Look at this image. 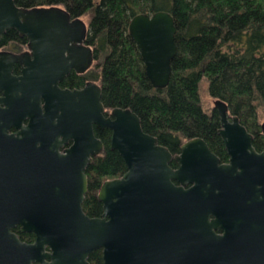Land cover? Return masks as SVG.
Returning <instances> with one entry per match:
<instances>
[{
	"label": "water",
	"instance_id": "1",
	"mask_svg": "<svg viewBox=\"0 0 264 264\" xmlns=\"http://www.w3.org/2000/svg\"><path fill=\"white\" fill-rule=\"evenodd\" d=\"M3 10L8 12L0 31L13 26L27 34L41 56L78 59L79 47L89 62L91 47L74 44L87 29L79 16L70 19L59 5L18 8L13 0H0ZM175 32L168 10L139 12L129 20L128 33L155 87L169 82ZM55 64L10 75L29 81L45 102L24 127L23 140H14L8 175L18 184V197L0 199V264H89L88 255L98 248L103 264H264V151H255L238 115L228 118L225 100L213 101L230 154V163L219 164L201 136L183 140L172 153L142 128L130 107L115 106L105 116L101 88L85 99L91 83L60 89L57 81L73 63ZM93 123L111 129L110 147L126 163L122 174L99 186L100 216L82 207L85 167L103 150ZM70 138L72 144L60 150ZM17 223L34 233L33 242L10 231Z\"/></svg>",
	"mask_w": 264,
	"mask_h": 264
},
{
	"label": "trees",
	"instance_id": "2",
	"mask_svg": "<svg viewBox=\"0 0 264 264\" xmlns=\"http://www.w3.org/2000/svg\"><path fill=\"white\" fill-rule=\"evenodd\" d=\"M24 5L63 4L71 14L88 16L87 41L100 63L102 101L106 106L130 107L142 128L157 136L172 152L180 143L201 136L223 154L218 133L219 114L201 103L199 83L228 104L249 129L264 113V0H16ZM168 10L176 26L177 51L169 82L155 87L145 73L138 48L128 33L130 18L139 12ZM104 151L85 169L88 191L82 207L90 216L101 214L96 197L101 182L126 170L110 130L96 129ZM89 264H103L100 249Z\"/></svg>",
	"mask_w": 264,
	"mask_h": 264
},
{
	"label": "flooded vegetation",
	"instance_id": "3",
	"mask_svg": "<svg viewBox=\"0 0 264 264\" xmlns=\"http://www.w3.org/2000/svg\"><path fill=\"white\" fill-rule=\"evenodd\" d=\"M13 3L16 7L24 8V9H30L36 6L59 5L65 8L69 12L70 19L79 16L86 23L87 29H86L85 37L82 39V41H77L74 44L82 45L85 47L89 46L91 47L92 51L89 62L87 61V55L84 51L85 49L79 47L76 48L79 52H82V55L78 59H69V58L52 59V56H48V57L41 56L40 53L37 52L36 49L32 48L31 45L29 44L30 39L27 36V34L21 33L15 27L9 26L6 27L3 31H0V199L3 198L12 199L18 197L17 192L15 191V189L18 188V184L15 183V178L13 176L8 175L10 169L8 164L11 163V157L13 155L12 152L15 151L16 149L14 140L16 138L23 140L24 131H25L24 127L28 126V123L32 117L39 115L40 108L42 111H44L43 105L45 102L44 97L39 95V93L34 90L33 85L32 86L29 85L30 84L29 81L20 80L18 78L12 79L10 78V75L19 77L20 75H22L23 70L27 68L29 65H32L34 69L39 70L40 68L48 66L50 64L52 65L55 62H56L55 66L60 67L64 61H67L68 63H73V64H71L67 72H65L62 75V77L58 79L57 81L58 87L60 89L80 90L83 89L85 86H87L88 83H91L92 85L90 86L89 96L86 97L85 99L87 100L88 98H90L91 100L95 96L98 87L101 88V97H102L100 63L95 58L93 45L87 41V35L89 33L88 16L84 14H78V15L71 14V12L63 4L24 5L17 2L16 0H13ZM6 12L8 11L7 10L0 11V21L5 17L4 13ZM85 18L87 19L85 20ZM20 19H22L23 21L25 20V18L23 19L22 17H20ZM28 22L32 24H36V21L33 19L28 20ZM67 52L68 50L66 49L63 51L65 56L68 54ZM24 84H28L26 88H23L25 87ZM101 97L100 99L102 101ZM102 103L104 105L103 114L105 116H110V111L115 106L109 107L106 106L103 101ZM212 107L215 108L214 106ZM231 115L234 114H232L228 108L229 119H231ZM260 117L263 118L260 119ZM219 121H220V126L218 128V133H219V129L221 128L220 114H219ZM240 122L242 123L241 120ZM263 122H264V113H261L259 115L257 128L249 129L245 126L244 123H242L246 127L247 131L251 134V144L257 153H262L264 151V128L262 125ZM98 128L99 129L107 128L110 130L111 133L110 128L100 127L98 124L93 123V131L96 137H99L96 134V129ZM99 138L101 139V137ZM29 141H31V139ZM222 141H223V149H224L223 154L219 155L215 153L211 148L210 149L219 157V164L230 163V154L225 148L223 139ZM72 142L73 139L70 138L69 140L63 142V144L59 147V149L64 150L65 148L70 146ZM103 151H104V143H103L102 152ZM179 151H180V145H179V150L177 152H172V151L171 152L178 153ZM259 163L262 162H258L257 163L258 166L260 165ZM170 164L173 167L176 166L174 160H172ZM237 170H240V167H238ZM98 189L96 190V193ZM10 231L14 232L18 237V239L22 242L34 241L35 238L34 233L21 230V224L19 223L10 227ZM218 231H221V229H218Z\"/></svg>",
	"mask_w": 264,
	"mask_h": 264
},
{
	"label": "rangeland",
	"instance_id": "4",
	"mask_svg": "<svg viewBox=\"0 0 264 264\" xmlns=\"http://www.w3.org/2000/svg\"><path fill=\"white\" fill-rule=\"evenodd\" d=\"M87 18H85L86 20ZM207 80L206 78H202L200 80V83H199V94H200V99H201V103H202V106L206 109V110H209L212 106H213V101H214V98L213 96H211L208 92V88H207ZM263 117H260V119H262Z\"/></svg>",
	"mask_w": 264,
	"mask_h": 264
}]
</instances>
